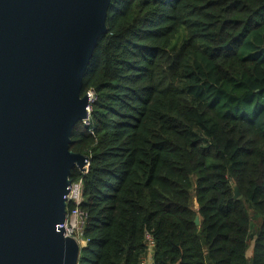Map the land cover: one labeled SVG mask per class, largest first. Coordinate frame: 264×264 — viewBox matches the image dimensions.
I'll list each match as a JSON object with an SVG mask.
<instances>
[{
	"label": "trees",
	"instance_id": "trees-1",
	"mask_svg": "<svg viewBox=\"0 0 264 264\" xmlns=\"http://www.w3.org/2000/svg\"><path fill=\"white\" fill-rule=\"evenodd\" d=\"M106 27L78 264H139L146 233L153 264H264V0H111Z\"/></svg>",
	"mask_w": 264,
	"mask_h": 264
},
{
	"label": "water",
	"instance_id": "water-1",
	"mask_svg": "<svg viewBox=\"0 0 264 264\" xmlns=\"http://www.w3.org/2000/svg\"><path fill=\"white\" fill-rule=\"evenodd\" d=\"M110 1L0 0V264H78L62 225L88 157L70 143Z\"/></svg>",
	"mask_w": 264,
	"mask_h": 264
},
{
	"label": "built area",
	"instance_id": "built-area-1",
	"mask_svg": "<svg viewBox=\"0 0 264 264\" xmlns=\"http://www.w3.org/2000/svg\"><path fill=\"white\" fill-rule=\"evenodd\" d=\"M87 98V106L85 108L86 118L82 120V124L89 128L90 125V114L92 110V104L96 100V95L92 90L85 93ZM88 133L92 134V130L88 129ZM89 162L85 167V173H87ZM82 201V182L81 180L76 183H71L69 194L67 196V204L73 205V209L67 211V216L62 225L66 236L74 239L81 248L82 245L86 244L87 240L83 237V228L85 225L86 214L78 208V205ZM155 247L153 238L146 233L145 234V256L140 260L139 264H153L152 253Z\"/></svg>",
	"mask_w": 264,
	"mask_h": 264
},
{
	"label": "rangeland",
	"instance_id": "rangeland-1",
	"mask_svg": "<svg viewBox=\"0 0 264 264\" xmlns=\"http://www.w3.org/2000/svg\"><path fill=\"white\" fill-rule=\"evenodd\" d=\"M255 224H257V222Z\"/></svg>",
	"mask_w": 264,
	"mask_h": 264
}]
</instances>
